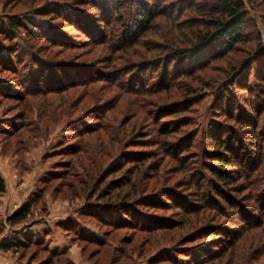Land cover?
Here are the masks:
<instances>
[{"label":"rangeland","instance_id":"rangeland-1","mask_svg":"<svg viewBox=\"0 0 264 264\" xmlns=\"http://www.w3.org/2000/svg\"><path fill=\"white\" fill-rule=\"evenodd\" d=\"M217 3H157L162 13L137 35L129 1L0 0V264H264V0H245L250 21L231 52L174 60L210 34ZM235 79L248 91L236 94ZM210 127L238 139L232 175L247 179L226 191L235 213L205 182L225 191L208 170L218 165L206 158ZM125 176L129 186L110 187ZM199 192L198 215L163 196L186 205ZM145 198L157 205L140 208ZM26 202L27 219L10 225ZM207 226L228 231V243L191 242Z\"/></svg>","mask_w":264,"mask_h":264},{"label":"trees","instance_id":"trees-1","mask_svg":"<svg viewBox=\"0 0 264 264\" xmlns=\"http://www.w3.org/2000/svg\"><path fill=\"white\" fill-rule=\"evenodd\" d=\"M132 2L134 7L135 13L133 17L131 18V25L130 28L134 34L137 35H143L146 32L149 31L151 23L160 16L162 13V10L158 8L157 3L165 2L166 0H108V3L116 5L117 6H122L123 3L125 2ZM109 4V5H110ZM182 5V4H181ZM154 7V8H152ZM213 13L207 12V15L209 17L213 18L210 20H207L206 25H209L208 29L210 31V34H195L194 37L196 39L195 43L192 46V49L189 51H183L179 52L176 54V58L174 59L176 62H185L189 61V59H193L192 64H194L197 59H204L208 58L210 56H214L217 53H228L231 52L234 47L242 42H244L245 39V26L247 25V22L250 21V12L246 8L245 0H218V3L216 6L212 9ZM158 13H160L158 15ZM30 24H33L32 20H27ZM18 23L17 21H13L11 23V26H16ZM203 26V23H202ZM15 28V27H13ZM195 50H199L200 53H196V55L192 56V53ZM264 54V50L262 51ZM198 56V57H197ZM257 56V55H256ZM256 56L251 55V58L248 60L250 63L247 65L249 66V70H255L257 68L259 60L255 59ZM199 62L198 64H200ZM197 65V64H196ZM250 75V72L248 73ZM260 74H257V77H259ZM161 84H164V81L161 82ZM232 86L236 89L237 93L236 94H242L244 91H248L247 87H241L238 85V79H235L234 82H232ZM235 91V90H234ZM233 92L230 90H226L224 93L223 97L221 98L220 108H223L224 102L226 103L225 99H228L232 95ZM259 99L257 100V104L259 103ZM249 114L250 112H254V110H248ZM245 122V121H244ZM256 122V121H254ZM247 130L248 127H251L250 125H245L243 126ZM216 129L214 127H210L208 129V133L206 134V139L210 141L209 146L207 147V159L212 162H216L218 165L215 168H212L210 166V169H208L210 174L213 177V180L215 181L216 184L220 185L221 188H223L225 191L223 193L220 192L217 188H213L214 185L211 181L206 179L207 185L210 184L211 186V191L212 195L215 199L218 200L219 203L224 202L229 208L230 211L235 213L234 205L236 206L237 204L235 203L234 197L231 196L230 193H227L226 191H233V189L237 188V184L241 180H246L247 175H239L235 176L232 175L234 172H238L239 169L242 170V165L241 164H234L235 159V154H234V149L236 148V145H238V139L232 140L229 139L227 142L221 140L220 132L217 133V135H214V131ZM208 135V137H207ZM210 135V136H209ZM214 135V136H213ZM169 136V135H168ZM195 136V135H194ZM181 145H178L180 147ZM185 146V143H184ZM177 147V148H178ZM189 149L186 147L185 149L181 148L178 150L176 153L181 154L182 152H186ZM221 155V156H219ZM234 155V156H233ZM219 156V158L217 157ZM225 160H228V163H224ZM234 160V161H233ZM132 159H127V161L124 159L123 160V165H127L129 162H131ZM133 162V161H132ZM144 162V161H143ZM207 163V162H206ZM211 165L213 163H210ZM227 166H229V169H227ZM231 168V169H230ZM131 172V171H130ZM129 172V173H130ZM231 172V173H230ZM132 177H124L120 180V182H116L115 184H110V187L112 185L118 186L119 189H122L124 186H129L131 183ZM199 180L201 181V184L203 185L204 182V177L201 175H198ZM214 183V184H215ZM201 184L197 185V187L202 186ZM215 184V185H216ZM5 191L4 188V183L3 180L0 178V194ZM201 191V190H199ZM238 192V191H237ZM107 194V192H105ZM165 199H169V204L171 207L176 206V208H181L184 211H186V214L188 215H198L201 213V209L203 210V202L205 198L201 195V192H199L198 195L195 196L196 200L198 203H187L185 205V202L183 201L182 203L178 201V199H175L176 197L172 194L169 195H163ZM128 199V197H127ZM124 198L122 202H120V205L117 206L115 205V208H120V209H125L127 208L128 205V200ZM160 201V204L162 207L167 206L162 199H158ZM212 200V199H210ZM215 203V200H212ZM138 206L140 208H143L145 206H151V204L157 205L153 200L151 199H137ZM196 204V206H194ZM31 205L29 202L24 203L22 206H20L15 212H13L10 216L7 217V222L10 225H17L27 219V217L30 214V209ZM233 205V206H232ZM238 206V205H237ZM239 206L237 207V209ZM127 211V210H126ZM121 212L120 217L124 218L126 220L132 219V214L129 212ZM223 211V210H220ZM245 213V212H244ZM120 218V219H121ZM156 225L158 228H167L169 227L168 223L166 222H160L159 224H153L152 226ZM229 232L226 230H222V227H212V226H207L205 228H202L198 231H196L193 236H191L192 241L197 240L199 238H206L209 236H216L218 237V242H225L228 243L226 237L229 236ZM220 240V241H219ZM201 249L197 250L195 254H203ZM170 258V257H169ZM190 258L192 259V255L190 253ZM168 260V259H167ZM198 262V260H197ZM194 264H197L194 262Z\"/></svg>","mask_w":264,"mask_h":264}]
</instances>
